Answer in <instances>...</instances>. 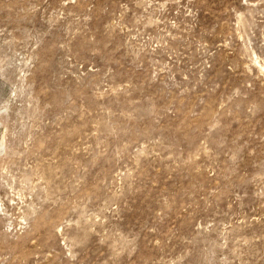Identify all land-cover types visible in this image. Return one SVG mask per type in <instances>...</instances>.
<instances>
[{
  "label": "rangeland",
  "instance_id": "rangeland-1",
  "mask_svg": "<svg viewBox=\"0 0 264 264\" xmlns=\"http://www.w3.org/2000/svg\"><path fill=\"white\" fill-rule=\"evenodd\" d=\"M0 264H264V0H0Z\"/></svg>",
  "mask_w": 264,
  "mask_h": 264
}]
</instances>
